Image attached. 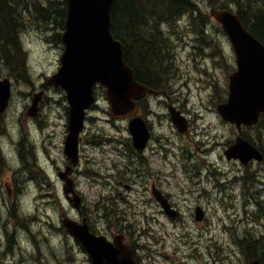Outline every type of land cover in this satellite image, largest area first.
<instances>
[{
    "label": "clouds",
    "instance_id": "clouds-1",
    "mask_svg": "<svg viewBox=\"0 0 264 264\" xmlns=\"http://www.w3.org/2000/svg\"><path fill=\"white\" fill-rule=\"evenodd\" d=\"M260 2L264 3V0H260ZM211 4L212 0H206L207 7L210 8ZM231 8L233 11L236 10L235 3L231 4ZM161 27L164 25L161 24ZM210 31V27H205L206 35ZM53 34L51 31H38L35 28L22 30L18 33V43L24 54L23 69L26 79L14 77L12 70L0 58V80L10 81L11 86L9 93V85H7V99L3 109L0 110V114L3 115V119L0 120V160L3 161L9 172L14 175L20 173L23 178L15 200L16 215L21 218L36 216L38 208L46 206L49 208L51 217L49 223L54 222L56 231L47 232L42 237V243L35 244L31 239L30 230L26 231L24 228L14 230L15 252L10 256L3 255L7 247V240L4 233L0 232V264H18L20 259H25V264H33V254L42 256L43 264H64L69 260L72 249H75V254L71 255L70 264H90V262H86L89 255L87 249H82L76 243V236L72 231V228H79L89 220L94 229L102 232L109 241H112L114 250L117 247L116 239L110 234L103 210L98 209L96 204L115 196L117 185L114 176L109 173L123 169L127 164V156L121 154L124 150L123 145L120 146L121 151L116 152L108 144L87 147L86 151L82 148L81 163H77L75 157L68 154V140L71 136L69 129L71 104L68 99V90L62 85L52 82L55 77L59 76L63 67L60 63L62 52L49 39ZM228 39L227 35L221 37L224 42V50H227ZM15 51L14 48L9 49L12 55H15ZM205 51L210 50L206 48ZM182 84L183 80H169L167 87L179 89ZM34 93L39 95H34ZM93 103L95 104L94 108L84 107L88 109L89 115L97 117L94 122L88 123L89 129L98 135H103L102 130L108 129L116 138H126L129 131L128 118L135 111L132 106L134 96L128 97V103L132 108L128 110L127 114L113 115L116 125L114 131L112 125L108 123L110 119L108 113L112 111L108 95L107 98L100 97ZM170 105L168 95L163 91L150 94L145 101L144 119L149 123L154 135L164 139L165 144L172 150V154L169 155L168 160L161 159L159 154L149 156L145 168L151 171L135 183L136 191L132 195L135 208L131 211L137 214L139 212L154 214L153 229L155 231L163 232L165 230L161 224L172 228V224L163 215L164 212H167V206L163 201H160V198L157 199L160 201L159 205L151 201L148 186L152 179L151 172L174 173V175L163 177V190L171 193L169 199L178 204L179 210L188 217V226L184 231L188 234V238L195 243L201 257L198 261L191 258L190 255L185 256L182 252L181 264H210L205 254V240L199 235V229L192 219L195 209L197 207L207 208L208 203L200 199L198 193L191 190H188L186 195H180V189L187 190L190 181L183 172L180 163V146L183 143L180 134L183 131L174 121L173 115L177 114L170 111ZM193 105L195 110L200 113V124L210 132V135L205 139L209 141L212 153L205 156L204 159L218 164L220 171H226L230 165L218 158L222 157L223 147L230 139L229 127L221 121L220 116L214 110L208 107L207 96L204 100H198L195 93L192 96V103L189 104V110L181 112L184 120L192 119ZM33 107L35 112L30 115ZM53 140L56 141L55 146L52 144ZM22 141L28 143L32 149V154L28 159L32 160L34 166L41 172L43 188L37 184L36 180L30 178V173L25 168V162L21 159L19 151ZM49 147H51V154L47 151ZM113 164L116 165V168H113ZM89 172H102L103 175L94 177L89 175ZM178 184L179 187H177ZM200 187L212 192L211 182L205 181ZM50 188L55 189V207L51 203L42 205L38 199L42 191ZM66 193H73L74 196L79 194L84 206L90 207L91 213L88 216L83 215L80 208L68 199ZM121 206L127 207L126 205ZM248 207L255 210L254 204H249ZM9 208L10 205L7 201L0 199V222L7 220ZM129 219L135 221L142 217L129 216ZM61 228L64 230L60 231ZM37 232H39V228H37ZM137 243L150 245L151 240L150 237H141L138 234ZM126 250L129 253L127 257L129 261L130 253L134 251L135 255L141 258V264H167L164 257L155 251L150 253L147 247ZM117 259H123V257L117 256Z\"/></svg>",
    "mask_w": 264,
    "mask_h": 264
},
{
    "label": "rangeland",
    "instance_id": "rangeland-1",
    "mask_svg": "<svg viewBox=\"0 0 264 264\" xmlns=\"http://www.w3.org/2000/svg\"><path fill=\"white\" fill-rule=\"evenodd\" d=\"M192 1L196 4L201 17L205 19V27H210L211 29L210 33L206 35L204 27L203 41H200L199 35L194 31L191 15L189 14L181 17L179 20L160 23L158 27L161 35L167 39L166 50L169 52L168 55L170 54L173 62L171 70L172 77L169 78V80H183V84L179 89H171L172 102L177 101V104L181 106L183 111L189 110V104L192 103V96L195 93L198 100H204L205 96H207L208 107L217 113L216 106L224 103L228 96V75L236 68L235 55L229 40L227 41V50H224V42H222L221 37L225 34L218 23L209 14L211 8H213L215 2L218 0H212L210 8L206 6V0ZM231 4L232 3H230V6ZM26 18L27 21L24 30L35 28L38 31L53 32L54 34L49 38L50 41L56 48L60 49L61 52L63 51L61 42L58 41L55 36L56 30L47 28L48 25L44 27L40 22L28 16H26ZM161 24H163L164 27H161ZM62 31L63 30L60 31V36ZM206 48L210 51L206 52ZM19 78L23 77L20 76ZM24 79H26V77ZM95 92L97 99L105 97L101 88L98 87ZM35 94L38 93H34V95ZM191 111L192 119L188 120L190 130L187 135L180 134L183 140L180 146L181 166L183 172L188 176L190 185L187 190L181 188L180 195H186L187 191L191 190L194 193H198L200 199L208 203L207 208L201 207L205 212L206 220L203 222H196L195 211L192 214V219L199 229V235L205 240V254L210 264H249L247 256L243 253L240 242L244 235H246V231L250 232L254 237L262 236L261 232L264 228V223H259L256 214L253 216L254 221L247 220L244 210L242 209L239 192L241 190V177L244 167L239 162L225 159L224 151L227 149L225 146L223 147L222 160L230 165L226 171H220L218 164H213L204 159L205 156H209L212 153V147L209 146V141L205 139V137L210 135V132L200 124V113L195 110L194 105ZM108 115L110 117L108 123L112 125L114 131L116 128L114 123L115 119L111 117L110 113H108ZM2 119L3 117L0 118V120ZM37 119L39 121V115H37ZM96 119L97 117L95 115H89V112H87L85 127L81 134L79 157L82 148L86 151L87 147L101 146L103 144L111 145L116 152H120V146L123 145L124 150L121 154L127 156V167L118 169L115 173H109V175L114 176L117 185L115 196L109 197L106 200L108 208L112 206L113 202V208L108 211L109 217L105 214V219H108L109 223H112L110 226L117 228L115 223L119 219L121 226H126L128 230L132 231L136 243L138 234L141 237H150V245H139L137 243L138 247H147L150 253L153 251L157 252L160 256L164 257L167 264H181L182 252L185 256L190 255L191 258L199 261L201 257L198 249L184 231L188 226V217L179 210L178 204L173 203L169 199L181 212V218L179 220H173L163 213L167 221L173 226L172 228H168L166 224H161V227L165 229L163 232L153 229V222L155 220L154 214H149L147 212H139L137 214L131 211L135 208L132 202V195L135 193L136 188L135 184L131 185L130 178H128L131 168L129 160L132 153L129 144V133L126 138H116L108 129H103V135H98L92 132L88 127V123L94 122ZM221 121L229 127L230 139L235 141L238 137L236 128L231 127L230 124L224 122L222 118ZM261 128L249 129L247 132L242 133V136L251 144L257 145L264 151V137L262 136L264 130ZM259 130L261 131V136L258 135ZM57 135L59 134L57 133ZM155 138L157 140L156 144L159 145L157 149L153 146L152 153L148 154V158L150 155L155 156L154 152H160V147L164 146V148L170 152L166 154L165 160H168L169 155L172 154V150L165 144L163 138L157 136H155ZM52 144L55 146L56 141L53 140ZM19 151L21 159L25 162V168L28 169L30 173V178L36 180L37 184L43 188L41 184V172H38L32 160L28 159L32 154L30 145L22 141ZM47 151L51 154V147H49ZM189 153L195 156L192 155L191 157ZM163 155L164 153H162L160 157L164 160ZM79 163H81V160ZM173 167L176 166L173 165ZM113 168H116L115 164H113ZM254 168L259 169L258 176L264 180V164L255 165ZM88 174L94 177L103 175L102 172H89ZM151 175L152 180L157 182V186L161 191L170 197L171 193L163 190V177L165 175H174V173L165 174L155 171L151 172ZM177 179H179V177H177ZM22 181L23 178L20 176V173L14 175L3 166L0 170V199L6 201L11 199L16 200ZM205 181L211 182L212 192H208L206 189L200 187ZM120 182L122 184H119ZM225 183H227L228 186L221 190L218 187L219 184ZM6 184H8L9 188H12L11 195L7 193ZM124 185L129 186L130 189L124 188ZM177 187H179V184ZM148 192L150 193V191ZM12 195H14V197H12ZM38 199H40L42 205L51 203L52 206L55 207V189L50 188L42 191ZM121 205H126L127 207L125 208ZM96 207L101 209L99 202L96 204ZM84 208L88 216L91 213V209L87 206H84ZM112 210L118 213L120 217L124 216V218H119ZM38 212L37 220L34 219V223L30 225V231L33 233V236H36L37 228H39L37 238L41 240L47 232H52L49 223L51 217L49 208L46 206L38 208ZM137 215L142 217V219H136L135 221L129 219V216L135 217ZM4 222L6 221L0 222V232H2V224ZM51 224H54V222ZM8 230H10V228H8ZM74 254L75 249H72L69 260L71 259V255ZM43 259L44 258L41 256V264H43ZM137 259L141 264V258L139 257ZM21 261L22 263L18 262V264H25V259H20V262ZM33 264L39 263L33 261Z\"/></svg>",
    "mask_w": 264,
    "mask_h": 264
},
{
    "label": "water",
    "instance_id": "water-1",
    "mask_svg": "<svg viewBox=\"0 0 264 264\" xmlns=\"http://www.w3.org/2000/svg\"><path fill=\"white\" fill-rule=\"evenodd\" d=\"M114 0H65L66 12L60 41L63 45L59 76L53 83L60 84L68 90L71 104L70 125L71 136L68 140V154L79 163V143L84 130L87 108L93 107L96 100L94 89H104V95L112 104L109 111L112 118L128 113L135 108L129 119V135L132 145L141 154L150 139V131L143 118L135 116L137 101L150 91L147 86L136 81L132 68L124 60V47L121 41L111 33V8ZM210 15L221 26L228 36L235 54L236 69L228 75V96L224 103L216 106V111L224 122L233 124L238 137L233 145L224 152L227 160H238L247 165L252 160L262 161L260 151L242 136L243 126H254L260 114H264V45L252 35L242 24L240 18L230 9L217 10L211 8ZM51 79V78H50ZM0 110L3 109L8 92H11L10 81L0 80ZM108 90V94H107ZM39 95V94H35ZM134 96V103H128V97ZM6 109V108H5ZM35 108L30 111L33 115ZM113 112V114H112ZM177 114V113H176ZM114 115V116H113ZM173 115V119L184 132L186 123L181 116ZM183 121V122H182ZM182 132V133H183ZM64 175V173H61ZM68 199L77 207H81L78 194L66 193ZM155 199L163 201L170 217L174 213L166 200L155 190ZM160 201L157 200L158 203ZM201 208L195 211V220L201 221ZM76 241L86 248L92 264H137L128 251L113 244L102 236L90 232L86 223L79 228H72ZM117 256L123 259H117ZM253 264H261L254 261Z\"/></svg>",
    "mask_w": 264,
    "mask_h": 264
},
{
    "label": "trees",
    "instance_id": "trees-1",
    "mask_svg": "<svg viewBox=\"0 0 264 264\" xmlns=\"http://www.w3.org/2000/svg\"><path fill=\"white\" fill-rule=\"evenodd\" d=\"M230 3H235L234 12L243 26L264 44V3L260 0H218L213 8L231 9ZM65 12V0H0V58L13 76L25 78L18 33L26 27V16L56 30L55 36L60 41ZM187 14L191 15L194 31L203 41L205 19L192 0H114L112 4L110 29L113 37L123 44L124 60L130 67L135 66L138 78L152 87H160L168 76L167 39L158 27L160 23L179 20ZM10 48L16 50L15 55L10 54ZM252 128L264 130V115ZM249 129L251 127L245 132ZM258 135L261 136L260 130ZM242 241L240 244L249 264L252 260L264 264V236L246 234Z\"/></svg>",
    "mask_w": 264,
    "mask_h": 264
},
{
    "label": "flooded vegetation",
    "instance_id": "flooded-vegetation-1",
    "mask_svg": "<svg viewBox=\"0 0 264 264\" xmlns=\"http://www.w3.org/2000/svg\"><path fill=\"white\" fill-rule=\"evenodd\" d=\"M167 59H168V61L166 63V69L168 71V76H167L166 82L164 84H162L160 87H152L150 84L145 83L140 78H138V76L136 75L135 66L131 67V68L133 70L134 77H135L137 82L147 86V88L149 90L153 91L154 93L163 91L166 95H168L169 101L171 102L170 111L174 112V113H177L178 116L183 117L181 115V112H183V110L181 109V106L177 107V105H178L177 101L172 102V90L167 87L169 78L172 77L171 70H172V64H173L170 54L168 55ZM150 94H153V93H147L142 99H140L137 102V112H136L135 115H138V116H140L143 119H144L143 112H144V107H145V101L148 99ZM37 115H38V112H37ZM2 117H3V115H0V118H2ZM184 121L186 123V126L184 127V125H183V128L185 130L181 134H186L187 135L188 131L190 130L189 129L190 124H189L188 120H184ZM146 124H147L148 130L150 131V139H149V141L147 143V146L144 149V151L141 154H139L136 151V149L133 147L131 139H130V142H129L130 150L132 151L131 156H130V160H129V164L131 165V168H130L131 173H130V171L127 168L126 169L129 171V177L128 178H130L131 185L135 184L137 182V180L143 179L144 176L151 171V170H147L145 168V165H146V163L148 162V159H149L148 158V154L152 153L153 146L155 147V149H157V146L159 145V144H156L157 140H156L155 135L152 132V129H151V127H150V125H149V123L147 121H146ZM230 126L233 127L231 124H230ZM251 129H253V128L251 127ZM243 130L245 132L246 128H243ZM233 143H234V141L232 139H229L225 143V148L226 147L227 148L230 147ZM252 145L255 146L260 151V153L263 155V159H262V161L252 160L247 165H243L244 168H243V175L241 177V190H240L239 193H240V196H241V206H242V209L244 210L246 219L254 221V217L253 216L256 214L257 215V220L259 221V223H264V180L258 176L259 169H255L254 168L255 165L258 166V165H263L264 164V151L261 148H259L257 145H255V144H252ZM162 153H164L163 156H164V160H165L166 159V154H169L170 152L167 149H165L164 146H161L160 147V152H154V155H156V154L161 155ZM205 154H206V152H205ZM189 155L192 157V155H194V154L189 153ZM219 159H222V157H219ZM234 162H238V161H234ZM180 163H181V160H180ZM3 166H4L3 161L0 160V170L2 169ZM127 166L128 165L126 164L125 167H127ZM35 169L37 170V168H35ZM119 184H122V183L120 182ZM227 186H228V184L225 183V184H221V185L219 184L218 187L221 190H223ZM124 188L130 189V187L127 186V185H124ZM16 189H17V187H16ZM6 190H7V193L9 195H11L12 188H9L8 184H6ZM153 190H155V192L160 194L166 200L167 204L170 207V211H172L174 213V216H173L172 219L173 220H179L181 218V212L169 200V197L165 193H163L161 191V189L157 186V182H155V181H153L151 179L149 181V186H148V191H150V193H151V201H154L157 205H159V203L157 202V200L153 196ZM12 197H14V195H12ZM7 203L10 205L9 215H8V218H7L6 222H4L2 224V232L4 233V235L6 237V240H7V247H6V250H5L3 255L10 256V255H12L15 252L14 230H18L19 228H24L26 231H29L31 229L30 225L34 223V219L37 220L38 215L24 217V218L18 217L16 215L15 200L11 199V200L7 201ZM99 204L101 206V209L104 212V218H105V214H107L106 216L109 217L108 211H110V209L113 208V202H112V206L109 207V208H108V204L106 203V200H102L101 202H99ZM249 204H254L255 205V210H251L248 207ZM80 210H81V213L83 215L87 216L86 210H85V208L83 206V200L81 201ZM203 212H204V210H203ZM113 213L116 214L119 218H124V216L120 217L118 215V213H116L115 211H113ZM38 214H39V212H38ZM164 214L167 217H169L166 213H164ZM204 214H205V212H204ZM106 220L108 221V219H106ZM205 220H206V218H205V216H203L201 222H203ZM87 224H88L90 232L92 234H94L96 236H102V237L106 238L105 235L102 232H99V231H97L96 229L93 228L90 220L87 222ZM111 224L112 223L111 222L109 223V221H108L109 231H110V234L112 235V237H114L116 239V245L120 246V244H121V247H123L125 249H132V250H134V249H136L138 247V244L135 241V237H134V234L132 233V231L128 230L126 226H121V223H120L119 219L115 223L117 228L111 227L110 226ZM50 226L52 228V232L56 231V229L54 227V224L50 223ZM8 228H10V230H8ZM63 230H64L63 228L60 229V231H63ZM246 234L249 235L250 232L246 231ZM261 234H262V236H260V237H263L264 236V228H263ZM30 236H31V239L33 240V243H35V244H39V242L42 243V239L40 240V238H37L38 237V232H36V236H33V233L30 231ZM245 239H247V238H245ZM106 240L108 242L112 243V241H109L107 238H106ZM76 243L82 249H84L83 246H81L79 242L76 241ZM132 254H133V258L135 259V261L138 264H140L139 260L137 259L139 257H137L135 255L134 251H132ZM40 259H41V256H39L38 254H33L32 261H36L39 264H41ZM70 261H71V259L66 261L64 264H70ZM254 261L255 260H252L251 264H253ZM18 262L22 263V261L20 262V260ZM86 262H90V264H92L89 256H87Z\"/></svg>",
    "mask_w": 264,
    "mask_h": 264
}]
</instances>
